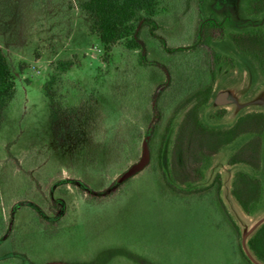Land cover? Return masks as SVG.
Wrapping results in <instances>:
<instances>
[{"label":"rangeland","instance_id":"1","mask_svg":"<svg viewBox=\"0 0 264 264\" xmlns=\"http://www.w3.org/2000/svg\"><path fill=\"white\" fill-rule=\"evenodd\" d=\"M156 20L141 36L149 63L141 66L122 44L105 57L77 0H0V46L15 75V97L0 110V264H248L238 246L264 219V199L247 215L232 185L247 173L264 196V127L215 154L198 137H185L181 155L175 146L199 101L191 98L207 86L199 116L208 128L264 113V47L248 40H264V0H164ZM60 60L75 66L56 105L79 112L80 131L66 142L55 136L44 91ZM168 79L177 102H161L149 165L113 193L91 195L140 161L160 120L151 97ZM225 91L234 103L215 106ZM218 175L220 192L209 190Z\"/></svg>","mask_w":264,"mask_h":264},{"label":"trees","instance_id":"2","mask_svg":"<svg viewBox=\"0 0 264 264\" xmlns=\"http://www.w3.org/2000/svg\"><path fill=\"white\" fill-rule=\"evenodd\" d=\"M163 3L164 0H77L79 12L90 20V33L98 38L104 50L105 57L112 55L114 48L118 44H122L127 51L138 56V61L141 66L149 65L146 59V45L141 36L147 30L152 34L153 30H155L154 27L158 26L156 19L163 8ZM248 40L250 43L259 44L264 47V40L261 36L249 37ZM204 50L206 52V63L208 64L207 76L209 77L212 74V56L207 49L204 48ZM74 66L75 63L73 60L58 61L55 64L51 78L44 85V91L49 99L54 133L58 141L62 139L66 142L75 135V131L76 134L80 131V127H78L79 122H77L78 109L58 108L56 105V98L59 94L58 90H60L62 83H64V76ZM161 69L167 73L169 78V71L164 67ZM168 80L167 86L159 93L156 105L154 104L155 95L151 97L153 101L152 114H159L160 120L154 125L150 133L148 146L156 130L162 124L163 113L160 110L162 100L168 99L170 102H177L170 99L166 94L167 89L171 85L170 79ZM198 88L195 89L198 90ZM193 90H190V92ZM195 94L191 99H198L199 101L185 115L182 129L177 137L175 156L181 155L183 152L182 147L184 146L186 136L191 138L198 137L200 140L198 147H203L208 152L215 154L224 147L234 143L240 137L249 133H258L260 132L259 128L264 127V113H249L240 117L230 129L208 128L202 123L199 110L209 103L212 95V87L207 86ZM186 95L178 101L184 99ZM14 97L15 75L3 48L0 46V110H7ZM139 131L137 139L140 134ZM148 134L149 129L147 130L145 138H147ZM230 163L235 165L238 161L236 158H232ZM65 182L67 183L68 181ZM70 183L79 185L84 190H88L87 186L81 182L74 181ZM119 185L116 179L105 190L99 192L89 190V193L96 197H104L113 193ZM213 187L217 188L218 192H220L221 177L219 175L208 189L210 190ZM232 196L245 214L252 215L254 209L264 199L262 183L259 179L247 173L239 172L233 181ZM233 225L234 229L240 233L239 227L234 222ZM248 245L257 260L264 263V225L249 240ZM238 248L242 258L248 264H252L245 255L241 244Z\"/></svg>","mask_w":264,"mask_h":264},{"label":"water","instance_id":"3","mask_svg":"<svg viewBox=\"0 0 264 264\" xmlns=\"http://www.w3.org/2000/svg\"><path fill=\"white\" fill-rule=\"evenodd\" d=\"M167 86V84L159 87L155 93V97H154V104H157V99L159 96V93ZM234 100L232 99V94L231 92H221L220 94L217 95L216 99H215V106H226V105H230L233 104ZM158 120V116H155V120L152 122L150 128H149V134L147 136V138L144 141L143 144V155L140 159V161L138 163H136L135 165H133L129 170H127L123 175H121L118 179H117V183L121 184L123 182H125L126 180L136 176L137 174H139L141 171H143L150 163V150H149V146H148V141H149V137H150V133L154 127V125L156 124ZM264 225V219L258 223L256 226H254L252 228V233L257 232L262 226ZM260 227V228H259ZM258 229V230H257ZM247 240V236H243L242 234V249L245 253V255L247 256V258L252 262V264H263L262 262H260L259 260H257V258L253 255V253L251 252L248 242H246Z\"/></svg>","mask_w":264,"mask_h":264},{"label":"flooded vegetation","instance_id":"4","mask_svg":"<svg viewBox=\"0 0 264 264\" xmlns=\"http://www.w3.org/2000/svg\"><path fill=\"white\" fill-rule=\"evenodd\" d=\"M228 3V2H227ZM233 3H234V0H233ZM230 5V4H229ZM232 5V4H231Z\"/></svg>","mask_w":264,"mask_h":264}]
</instances>
